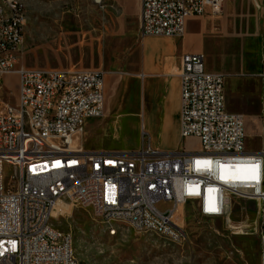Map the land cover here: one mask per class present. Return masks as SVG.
<instances>
[{
	"label": "built area",
	"instance_id": "built-area-1",
	"mask_svg": "<svg viewBox=\"0 0 264 264\" xmlns=\"http://www.w3.org/2000/svg\"><path fill=\"white\" fill-rule=\"evenodd\" d=\"M224 1L139 0L140 32L181 38L188 19L216 17ZM26 24L25 4L0 0V92L8 75L18 77L16 101L0 109V264H81L72 233L57 226L78 206L92 208L110 234L133 220L140 233L156 227L186 242L181 204L197 199L200 214L213 217L225 213L228 193L264 200V150L246 151L244 117L227 110L225 77L206 68L203 53L184 54L179 67L180 137L198 139L199 151L163 153L145 142L144 123L139 149L92 151L84 135L88 120L105 115L104 73L18 68ZM236 165L252 175H222ZM259 255L264 264V233Z\"/></svg>",
	"mask_w": 264,
	"mask_h": 264
},
{
	"label": "rangeland",
	"instance_id": "rangeland-1",
	"mask_svg": "<svg viewBox=\"0 0 264 264\" xmlns=\"http://www.w3.org/2000/svg\"><path fill=\"white\" fill-rule=\"evenodd\" d=\"M228 1L230 10L226 5ZM248 1L226 0L223 11L216 17L205 16L187 22V39L206 45L204 55L208 66L225 72L235 64L239 75L245 73L239 40L253 28L252 16L245 13ZM26 10V35L18 68H76L104 73L105 115L98 120L96 131L88 135L87 147L137 150L143 137L144 121L148 132L145 142L151 139L163 153L184 148L200 150L199 141L187 139L172 150L171 145L177 140L175 133L170 125L165 127L161 120L150 118L148 106L138 124L126 117L128 109L120 107L126 78L139 76L142 79L145 72V37L140 32L139 0H26ZM231 37L239 39L238 42L231 45V41H227ZM230 81L235 91L228 94L229 104L244 111L259 109V105H247V93L242 92L243 85L249 86L247 81L250 80L229 79L228 89ZM17 82V75L7 76L8 86L0 92V109L4 103L16 101ZM237 88L241 89L239 94ZM262 123V120L245 121L248 145L253 150H264L260 138L248 137L253 131L259 134ZM12 174V168L6 166L5 185ZM226 204L225 213L213 217L200 214L197 199L181 204L179 213L188 234L186 242L140 233L127 223H119V232L112 235L90 207H76L70 216L60 218L57 226L72 233L81 264H260L264 200L228 193ZM159 206L168 207L171 203Z\"/></svg>",
	"mask_w": 264,
	"mask_h": 264
},
{
	"label": "crops",
	"instance_id": "crops-1",
	"mask_svg": "<svg viewBox=\"0 0 264 264\" xmlns=\"http://www.w3.org/2000/svg\"><path fill=\"white\" fill-rule=\"evenodd\" d=\"M226 1V0H225ZM224 1V2H225ZM260 2V5H258ZM26 6V0H24ZM140 4V3H139ZM248 9L245 11L248 15L252 16L253 28L244 35L241 40L231 37L227 41H231V45L239 41L242 42V48L244 53V66L245 73L239 75V70L236 69V65L229 69H222L217 67H210L207 65L205 58L206 68L211 72L221 73L225 77V94H226V108L230 112L240 113L244 117V121L262 120L264 122V3L261 0H249ZM230 10V2L226 3ZM27 11V10H26ZM223 11V9H222ZM214 18L210 15H205ZM201 16V17H205ZM200 18V17H195ZM190 18L189 20H196ZM28 20V17H27ZM187 21V22H188ZM27 27V24H26ZM187 30V24H186ZM187 32V31H186ZM26 35V29H25ZM167 38V39H166ZM188 44L191 46L188 47ZM144 73L143 78L139 76H133L126 78L123 88V98L121 103V109H128L126 114L127 118L139 123L142 113L145 117V110L148 106V115L150 118H157L161 120L162 125H170L172 131L176 135V141L171 145L172 150H175L183 140L180 137V111H181V98H180V77L179 67L181 64V57L188 53H203L206 50V45L199 41V43L189 42L187 34L185 33L181 38L173 37H161V36H148L144 38ZM238 74V75H236ZM236 76V77H235ZM236 78V81L240 78H246L248 85H243L242 92L247 93V105H259V109H250L244 111L242 109H236L233 104L228 103V94L233 93L235 89L232 86L227 88L229 79ZM245 83V81H244ZM251 83V85H250ZM140 87V90H139ZM237 93L241 92L240 88L236 89ZM140 92V94H139ZM106 81H105V98L107 100ZM259 103V104H258ZM106 110V102H105ZM125 117V118H126ZM98 120L90 119L86 122L85 129V147L87 150L101 151V150H114L106 148H89L87 147L88 135L96 131L99 125ZM144 123V121H143ZM137 124H134L136 127ZM145 124V123H144ZM145 127V125H144ZM146 131V130H145ZM142 133V130H141ZM249 139L260 138L259 142L264 144V124L261 125L259 134L255 131L249 134ZM187 140H196V138H186ZM151 140V139H150ZM143 141V140H142ZM142 141H139V148L142 145ZM153 146L154 142L151 140ZM157 147V146H155ZM138 148V149H139ZM246 151L249 153H257L260 151L253 150L249 147L246 137ZM178 152H195L189 151L186 148ZM252 166L237 165L233 168H224L222 171L223 176H229L236 180L248 179L253 172L250 171ZM210 195V194H209ZM213 194L210 197V201L213 199ZM180 206L177 209L179 213ZM184 221V218H183Z\"/></svg>",
	"mask_w": 264,
	"mask_h": 264
},
{
	"label": "bare ground",
	"instance_id": "bare-ground-1",
	"mask_svg": "<svg viewBox=\"0 0 264 264\" xmlns=\"http://www.w3.org/2000/svg\"><path fill=\"white\" fill-rule=\"evenodd\" d=\"M14 1H16V2H19V3H21V4H24V0H14ZM237 166V165H236ZM235 167V166H234ZM233 168V167H232ZM212 194H210V196H211ZM209 199H210V197H209ZM210 201V200H209ZM119 223H127V224H129L135 231H137V232H139V229H138V227H136V225H135V221H133V220H119L118 221V224ZM119 226V225H118ZM118 226H115V227H113L112 228V235H114V234H116V233H118L119 231H118ZM118 231V232H117ZM148 233H154V234H157V235H159V236H161V237H163V238H165V239H167V240H170V241H177V242H183V240H177L176 239V236H167V232L166 231H158V229L156 228V227H149L148 228Z\"/></svg>",
	"mask_w": 264,
	"mask_h": 264
}]
</instances>
